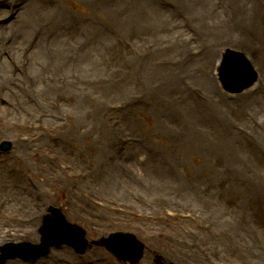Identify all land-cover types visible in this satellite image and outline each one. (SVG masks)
<instances>
[{
    "label": "rangeland",
    "instance_id": "1",
    "mask_svg": "<svg viewBox=\"0 0 264 264\" xmlns=\"http://www.w3.org/2000/svg\"><path fill=\"white\" fill-rule=\"evenodd\" d=\"M38 1L0 0V27H8L0 57L10 65L18 59L8 73L17 87L0 85V174L11 182L22 172L46 214L30 239L12 231L0 247L40 244L55 206L89 240L135 236L146 250L139 264H156L157 256L174 264H264V0H50L74 30L70 39L55 35L73 63L62 73L61 96L47 101L37 79L16 78L45 48L37 47L43 33L34 24L41 17L33 15L28 29L35 40L11 38ZM85 46L92 64L81 58ZM227 48L245 52L259 73L247 92L221 88L217 66ZM73 78L91 87L82 91L85 105L69 91ZM35 99L61 115L24 116ZM5 141L11 151L1 150ZM151 167L169 180L145 177ZM110 172L128 195L109 186ZM129 173L143 177L133 182ZM34 264L125 263L103 247L80 256L65 246Z\"/></svg>",
    "mask_w": 264,
    "mask_h": 264
},
{
    "label": "bare ground",
    "instance_id": "2",
    "mask_svg": "<svg viewBox=\"0 0 264 264\" xmlns=\"http://www.w3.org/2000/svg\"><path fill=\"white\" fill-rule=\"evenodd\" d=\"M29 1H30V5L34 7V0L33 1L29 0ZM204 1H208V0H204ZM35 10H36V13L33 14L34 12V9H33L31 13L27 14L25 20L21 22L23 24L25 23L26 26L22 25L20 29L14 35L11 36V38L13 39L17 37L16 41L17 39L24 38V42L26 41L32 42L33 40H35L34 37L29 36L30 31H28V29L34 28V26L30 25L31 23L35 22L33 15H36V16L39 15V17H41V20L39 21L41 22L38 24L36 23L34 24H35V29H37V31L40 32L41 34L43 33V37L40 41V44H38L37 47L45 46V48L44 47L39 48V49L37 48L38 51L36 49L35 52H33L32 59H34V64L30 63L29 73L28 71L27 72L22 71V70H26L28 67L23 68L22 70H20L21 74L17 75L16 78L18 79V77H28L29 76L28 79H37L38 83L36 84H38L39 86H42L41 100L47 101L42 98L48 97L49 94H55L57 92L59 93L62 90V88L58 86L60 85V83L63 84L66 82V78H64V75H62V73L65 74V68L67 67V65L71 67L73 63V61L71 60L69 51L65 49L66 46L64 45L65 47L64 46L62 47L60 44L54 43L55 35L56 33H59L62 37H64V35L66 34V35H69L68 38L70 39L71 35L73 34L74 26L72 25L71 22H68L67 18L65 20H62L61 17H58V16L65 17L66 15L65 14L61 15L60 11H58V6L54 5L50 0H39L38 7ZM0 13H4V11H0ZM48 13L53 14L54 17H49ZM59 18H61V20ZM55 19H59V23H56V21H54ZM37 25H41V26L36 27ZM7 28L8 27L6 28L0 27V45L2 44L3 38L5 37ZM218 33L219 32L217 31L216 34L218 35ZM25 37L27 38L26 40H25ZM176 40L181 44L180 39H176ZM11 48L14 49L12 45H11ZM86 48L87 46L83 47L81 58L83 61H86L87 63L92 64L90 62L91 60L90 54L92 55V53H87L88 49ZM100 49L102 50V48ZM175 49L180 51L181 54L183 53L182 49H178V48H175ZM16 52H19V54H21L20 49L16 50ZM40 58L41 60L39 62L38 59ZM17 63H18L17 58H16V61H13L12 64L10 65L6 59L0 57V85L11 86L12 84L14 85L16 84L13 76L8 75V73L10 71V67L12 68V65L17 64ZM47 65L50 67V69L44 74H42ZM144 66H145L144 68H146L147 63H144ZM56 67H59L61 70L60 71L61 77L58 83L56 80V76H57L55 72ZM150 68L153 71H156L153 67H150ZM24 73H28V74L24 75ZM32 74H35V75H32ZM70 83H71L70 89L68 88L70 93L74 94L75 97H77L78 99L77 101L79 103L83 105L87 104V103H83V101H85V98L82 97V91L90 90L91 89L90 85L83 86L82 83H78L77 81L74 80V78L72 79V81H70ZM124 86H127V84H124ZM15 87L17 86L15 85ZM150 88L153 89V85ZM60 96L61 94L59 93V97ZM80 98L82 99V101ZM36 101L37 99L34 100L33 105L38 104V106L35 109H31L30 107H27L28 109H25L22 111L24 116H29L30 111L33 113L31 114V116H36V114H43L44 117L47 116L49 119H50V116L54 115V113H58L59 115H61V111L52 110L50 108H47L43 104V102L36 103ZM97 104L99 106L102 105L101 102H97ZM13 112H15L16 114H19L17 113V111H15V109H13ZM251 157L252 155L250 156V158ZM140 167L143 168L144 170L143 166H140ZM151 168L146 169L148 174H146L145 172L144 174L145 177L153 179L154 176L157 174V180L159 183H162V184L165 181L169 180V177H167V175H162L160 170L157 167L156 169L155 168L151 169ZM129 174L131 175V173ZM109 176H112L108 180V184L110 186V183L114 182L113 178H116V174L114 172H110ZM142 177L143 175L138 176L135 173L131 175V178L134 180L133 182H136L137 180H141ZM25 183H26V178L24 177V174H22V172L18 173L11 180V182L8 181L7 178L5 180L0 174V188L4 189L2 191L3 196L1 200L2 202L3 201L5 202V208L2 207L0 211V216H1L0 217V242L5 241L7 237L12 235V231L15 233L16 237H19L22 239L23 238L30 239V237L34 235V231L37 229V227L39 226L41 222L40 217L46 214L45 211L40 210L43 205L40 202L36 201L35 196L37 194H35L34 191L31 190L30 188H27L28 184H25ZM112 188L114 190H117L118 191L117 193H121L125 195H128L127 193H129V190L127 188H125L124 186H117L115 182L112 185ZM4 209L6 210V214H5ZM17 210L22 213V216H23L22 219L18 217L17 215L12 216L13 212ZM15 220L18 222L22 221V223L18 225L15 223L16 222ZM156 261L158 263L163 261L165 262V264H173L170 261H165L161 256H157Z\"/></svg>",
    "mask_w": 264,
    "mask_h": 264
},
{
    "label": "water",
    "instance_id": "3",
    "mask_svg": "<svg viewBox=\"0 0 264 264\" xmlns=\"http://www.w3.org/2000/svg\"><path fill=\"white\" fill-rule=\"evenodd\" d=\"M233 63L236 64V67H233ZM220 72L223 83L225 82L224 84H226V88L232 92L241 91L254 79V75L246 60L241 54L232 51H228ZM227 72L230 80L229 83L231 85L238 86L237 83L234 82V79L239 83L243 82L242 85L238 87L228 85L224 80V75ZM3 148L9 150L11 144L5 143ZM51 211L54 216H50L46 220L42 231L43 243L41 246L21 244L17 247H6L4 249L6 256L0 261V264H3L9 258L15 257H23L25 260L34 261L40 256L47 254L52 245L68 244L73 246L79 253H85L89 245L85 239V231L78 226L68 224L65 218L61 215L60 210L51 208ZM99 244L106 245L121 260L130 261L133 264L139 262L143 256V247L138 243H135L133 236L129 234H113L108 240L102 239V242ZM27 248L37 250V252H27Z\"/></svg>",
    "mask_w": 264,
    "mask_h": 264
}]
</instances>
